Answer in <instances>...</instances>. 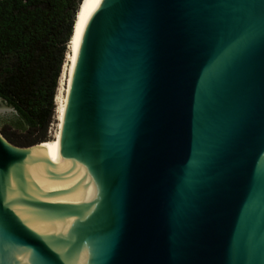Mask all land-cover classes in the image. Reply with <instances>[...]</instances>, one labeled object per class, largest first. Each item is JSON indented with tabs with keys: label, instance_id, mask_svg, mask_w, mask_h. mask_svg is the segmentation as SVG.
I'll list each match as a JSON object with an SVG mask.
<instances>
[{
	"label": "water",
	"instance_id": "obj_1",
	"mask_svg": "<svg viewBox=\"0 0 264 264\" xmlns=\"http://www.w3.org/2000/svg\"><path fill=\"white\" fill-rule=\"evenodd\" d=\"M78 31L58 152L0 134V264H264V0H83Z\"/></svg>",
	"mask_w": 264,
	"mask_h": 264
},
{
	"label": "trees",
	"instance_id": "obj_2",
	"mask_svg": "<svg viewBox=\"0 0 264 264\" xmlns=\"http://www.w3.org/2000/svg\"><path fill=\"white\" fill-rule=\"evenodd\" d=\"M79 1L0 0V98L28 123L23 130L0 126V134L15 146L46 140Z\"/></svg>",
	"mask_w": 264,
	"mask_h": 264
},
{
	"label": "bare ground",
	"instance_id": "obj_3",
	"mask_svg": "<svg viewBox=\"0 0 264 264\" xmlns=\"http://www.w3.org/2000/svg\"><path fill=\"white\" fill-rule=\"evenodd\" d=\"M83 0L80 1V5L78 11H76L75 13V20L73 22V26H72V32H71V36L70 39L67 43L66 46V51L64 54V59H63V63L61 66V70H60V74H59V78H58V82H57V86H56V91H55V96H54V113L57 114L58 120L60 122V118H61V113H62V108H63V102H64V95H60L59 90L61 88H59V84L61 82V79L63 77V86H62V91H66V86L68 85L69 82V72H70V63H71V56H72V49H73V42H74V36H75V30H76V25H77V20H78V15L82 6ZM46 144H54L56 147V151L58 152V134L56 135V137H54L51 140H45L40 142L39 146H43Z\"/></svg>",
	"mask_w": 264,
	"mask_h": 264
},
{
	"label": "rangeland",
	"instance_id": "obj_4",
	"mask_svg": "<svg viewBox=\"0 0 264 264\" xmlns=\"http://www.w3.org/2000/svg\"><path fill=\"white\" fill-rule=\"evenodd\" d=\"M62 86H63V77H62L61 82L59 84V88H61L59 90L60 95L61 94L64 95V91H62ZM58 127H59V120H58L57 114L54 113V116L52 117L51 122L49 123L47 130H46V134H45L46 140H51L54 137H56V135L58 134V131H57ZM6 130H8V129H6Z\"/></svg>",
	"mask_w": 264,
	"mask_h": 264
},
{
	"label": "snow or ice",
	"instance_id": "obj_5",
	"mask_svg": "<svg viewBox=\"0 0 264 264\" xmlns=\"http://www.w3.org/2000/svg\"><path fill=\"white\" fill-rule=\"evenodd\" d=\"M74 43H75L76 45L79 44V31L77 32V39H76V41H74Z\"/></svg>",
	"mask_w": 264,
	"mask_h": 264
}]
</instances>
